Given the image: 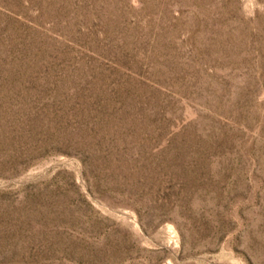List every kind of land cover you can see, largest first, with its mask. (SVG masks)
<instances>
[{"label": "rangeland", "instance_id": "rangeland-1", "mask_svg": "<svg viewBox=\"0 0 264 264\" xmlns=\"http://www.w3.org/2000/svg\"><path fill=\"white\" fill-rule=\"evenodd\" d=\"M0 264H264V0H0Z\"/></svg>", "mask_w": 264, "mask_h": 264}]
</instances>
